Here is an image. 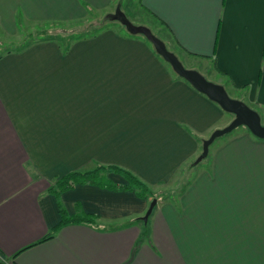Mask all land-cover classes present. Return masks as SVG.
<instances>
[{
    "label": "crops",
    "instance_id": "0c3cea01",
    "mask_svg": "<svg viewBox=\"0 0 264 264\" xmlns=\"http://www.w3.org/2000/svg\"><path fill=\"white\" fill-rule=\"evenodd\" d=\"M113 0H0V30L80 21ZM183 58L264 108V0H142ZM0 54V264H264V140L245 127L191 168L210 134L232 115L172 71L145 38L104 29L69 43H32ZM230 116V117H229ZM97 165L124 169L157 200L95 185L60 196L53 182ZM199 167V168H198ZM187 171V170H186ZM116 185L119 175L105 176ZM37 243V244H36Z\"/></svg>",
    "mask_w": 264,
    "mask_h": 264
},
{
    "label": "rangeland",
    "instance_id": "374dc122",
    "mask_svg": "<svg viewBox=\"0 0 264 264\" xmlns=\"http://www.w3.org/2000/svg\"><path fill=\"white\" fill-rule=\"evenodd\" d=\"M108 16L110 18H107ZM122 17H125L128 21H130L134 25L137 26L140 25L150 29V31L157 38H159L161 41L165 43L168 50L173 54H175V56L178 58L180 63L186 69L195 70L198 73H200L209 82L217 84L216 83L217 77L211 76V73L208 72L206 68H204V65L201 61L183 58L181 52L173 44V42L170 41L169 37L165 34L164 30L162 31L158 27L153 17L149 15V13L145 11L144 8L139 6L137 0H113L111 6L105 11L98 13L94 12L93 14L87 15L86 18L80 21H71L67 23H61L59 25H55V24L49 25L45 23L33 25L24 22L21 23L19 16H16V24L18 28L16 29L14 34H8L0 30V54L8 50H20L25 45H30L35 41L41 39H53L55 41H60L62 44H67L80 38L91 37L97 32L108 28L115 30L121 34H125L132 37V35H130L126 31L125 27L120 22L119 19ZM135 36L144 38L142 35H135ZM224 89L226 90L228 96L231 99L242 101L239 99L240 98L239 96L242 95L241 92L240 93L237 91L234 92L232 90L227 89L226 87H224ZM242 102L244 103V101ZM246 105L259 115L260 122L262 125H264V108L263 109L256 108L254 105H250V104H246ZM230 120H232V118ZM238 129L240 128L233 130L231 133L233 132L236 133L240 131ZM231 133L227 135H230ZM227 135L216 139L213 142V144L209 147V149L212 150L214 145H216L221 139H223ZM207 157L208 154L207 156L202 157V148H201L195 161L191 163L190 165L191 168H193L194 166L197 167L200 164V162L205 161ZM191 173L192 172L188 171L186 167L183 169L182 173L180 174V178L170 188L167 189L164 188V190H156V191L155 190L151 191L149 189L155 196H157V198L155 199L156 203L157 200H159V198L162 196H166V195L177 196L178 193H181L182 188L185 187L186 184L190 183L189 177Z\"/></svg>",
    "mask_w": 264,
    "mask_h": 264
},
{
    "label": "water",
    "instance_id": "95a60500",
    "mask_svg": "<svg viewBox=\"0 0 264 264\" xmlns=\"http://www.w3.org/2000/svg\"><path fill=\"white\" fill-rule=\"evenodd\" d=\"M119 20L130 35H142L152 45L155 53L171 67L172 71L178 77L186 81L194 90L217 104L223 112L233 116V119L227 126L214 130L202 142V157L207 156L209 147L216 139L231 133L239 127H245L253 137L264 140V125L261 124L260 117L255 111L250 109L242 101L231 99L223 86L209 82L195 70L186 69L175 54L170 52L165 43L157 38L150 29L144 26L134 25L125 17ZM155 205L156 200L154 199L150 202L143 220L147 219Z\"/></svg>",
    "mask_w": 264,
    "mask_h": 264
},
{
    "label": "trees",
    "instance_id": "16d2710c",
    "mask_svg": "<svg viewBox=\"0 0 264 264\" xmlns=\"http://www.w3.org/2000/svg\"><path fill=\"white\" fill-rule=\"evenodd\" d=\"M137 2L139 4V6L143 8L142 0H137ZM87 10H88L89 14L94 13V11L90 8H87ZM107 18H110V17L108 16ZM99 32L92 35L91 37L96 36ZM47 40H53V39H41V40L35 41L34 43L41 42V41H47ZM63 45H64V50L66 51L69 47V43L63 44ZM28 46L29 45H25L21 49L26 48ZM7 52H10V51H7ZM109 173H113V174L121 176L127 182V184L126 185H116L112 181L107 180L105 178V176ZM86 184L87 185H95V186L100 187V188H108L109 190L131 191V192H134L135 195L139 199H148L149 197L152 199L157 198V196H155L149 190V188L143 182H141L138 178H136L130 172H128L124 169L115 167V166L97 165L91 171L71 172V173H69L63 177L56 179L49 189V193H51L57 201L60 221H59L58 225H56L53 229H51L43 237V239H41L37 243H41V242H45L47 240H50L51 238L54 237V235L58 232V230H60L62 227L66 226V225L74 224V223H85V224H93L94 223V218L88 214L83 213L80 205H78V204L76 205L77 212L74 215H69L60 202V196L62 193L71 190L74 186L86 185ZM181 191H183V189ZM154 208H155V206H154Z\"/></svg>",
    "mask_w": 264,
    "mask_h": 264
}]
</instances>
